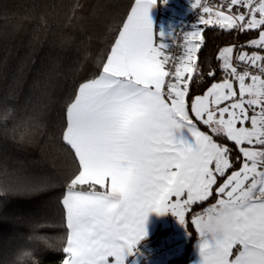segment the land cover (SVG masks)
<instances>
[{
	"label": "snow or ice",
	"instance_id": "obj_1",
	"mask_svg": "<svg viewBox=\"0 0 264 264\" xmlns=\"http://www.w3.org/2000/svg\"><path fill=\"white\" fill-rule=\"evenodd\" d=\"M156 3L134 0L101 58L102 71L79 85L67 107L62 138L79 168L61 201L66 243L46 246L66 254L62 264H125L147 236L150 212H171L185 227L191 213L201 264H264V0H221L218 6L194 0L193 8L205 14L203 25L258 33L240 46L242 70L232 62L236 46L224 47L217 57L221 80L191 98L203 32L185 34L184 55L170 72L167 46L156 42L149 15ZM201 123L237 146L239 170L226 176L234 167L232 149L201 131ZM218 177L226 178L218 184ZM85 185L88 190L79 189ZM196 205L203 207L193 211ZM222 207L238 209L239 237L213 238L199 230L201 217Z\"/></svg>",
	"mask_w": 264,
	"mask_h": 264
},
{
	"label": "trees",
	"instance_id": "obj_2",
	"mask_svg": "<svg viewBox=\"0 0 264 264\" xmlns=\"http://www.w3.org/2000/svg\"><path fill=\"white\" fill-rule=\"evenodd\" d=\"M133 5L134 0H0V264H18L21 252L32 253L25 264H62L66 258L46 244L66 243L61 201L79 168L74 150L62 138L67 107L79 85L102 71L101 58L106 60ZM200 26L204 42L190 98L221 80L218 54L238 36L237 29ZM257 33L242 32L240 46ZM209 70L216 71L215 77L207 75ZM218 140L232 149L234 167L227 176L240 167L235 159L240 153L226 138ZM225 178L218 177V184ZM215 199L214 190L209 203ZM191 219L190 213L183 226L187 236L178 240L185 241V249L164 264L192 261L198 235ZM162 236L158 229L148 240L158 242Z\"/></svg>",
	"mask_w": 264,
	"mask_h": 264
},
{
	"label": "crops",
	"instance_id": "obj_3",
	"mask_svg": "<svg viewBox=\"0 0 264 264\" xmlns=\"http://www.w3.org/2000/svg\"><path fill=\"white\" fill-rule=\"evenodd\" d=\"M193 2H194V0H186V1H184V0H166V3H165L164 0H157L156 5L153 6L150 9V11H149L150 18L153 21L154 31L157 33V36H156V42L157 43L161 42V43L165 44L166 46L168 45V41H169V26H170L169 24L171 23L170 19L172 18V17L170 18V16L168 14H166V15L164 14L162 16L161 10H163L164 12H171V13H173L175 15V14L178 13L177 11H181V10H182V12L185 11L190 5H192ZM233 11H235V8L233 9ZM201 24L202 23L200 22V19H199L196 22L193 31H196L198 29L200 30L201 29L200 28ZM184 51H185V49L183 50L182 56L184 55ZM233 55H234V52H233ZM217 82H219V81H217ZM236 87L238 89V84L236 85ZM200 95H202V94H200ZM198 126H199L201 131L205 132L206 134L212 135L213 138L218 143H221V144H224V145L228 146L227 144L222 143L220 140H218V139H221L223 137L217 136L214 133H212L207 126H206V128H208V130L202 129L200 124ZM215 136H217L218 139ZM257 147H261V146H257ZM240 167H241V164H240ZM240 167H239V169H240ZM261 170H264V168H262ZM223 182H224V180H223ZM223 182H221V183H223ZM249 183H250V181H249ZM172 219H178V218L174 214H172L171 212H168V213L163 214V215L158 214L155 211L150 212L148 217H147V221H146L147 236L136 245V247L133 250V252H136L139 249V247L141 246V243L146 242L150 237H152L155 234V232L158 229H163V228L167 229L168 226L164 227L163 225L165 223H167V221L172 220ZM186 236H187V233H186V231H184V237H182V238H185ZM200 243H201V239L199 238V240L197 242V247H196V250H195L194 257H193L192 261L189 264H201V259L202 258L200 256V250H199V244ZM239 247L240 246L237 245L236 248L233 249L234 256L237 253ZM132 255H133V253L126 256L125 264H126L127 259L130 256H132Z\"/></svg>",
	"mask_w": 264,
	"mask_h": 264
},
{
	"label": "rangeland",
	"instance_id": "obj_4",
	"mask_svg": "<svg viewBox=\"0 0 264 264\" xmlns=\"http://www.w3.org/2000/svg\"><path fill=\"white\" fill-rule=\"evenodd\" d=\"M177 12L178 13L172 16L170 19L171 23L178 15L182 13V10ZM203 16H205V14ZM236 170H239V168ZM163 226H168V228L161 229L163 236L159 239V241L150 242L147 240L146 242L141 243L139 249L136 252H133V258L130 263L128 262V264H137L138 262H142L140 264H164L166 259L183 252L185 249V241L178 240L184 237V225H181L178 219H172L167 221V223H165ZM196 234L198 235V241L200 237L198 232ZM196 247L197 242L194 250L192 251H195ZM144 257L145 259H143Z\"/></svg>",
	"mask_w": 264,
	"mask_h": 264
},
{
	"label": "built area",
	"instance_id": "obj_5",
	"mask_svg": "<svg viewBox=\"0 0 264 264\" xmlns=\"http://www.w3.org/2000/svg\"><path fill=\"white\" fill-rule=\"evenodd\" d=\"M221 0H202V5L206 6H218ZM204 15L202 7L200 9L193 8V3L180 15H178L169 26V41L166 49V53L171 57L166 68L170 72H174L176 67L180 64V58L182 57L183 50L185 49V34L193 31L196 22ZM242 32L237 30V38L233 45L234 55L232 62L234 66L238 67V70H242L241 65L236 56L240 52V34ZM250 71H256L255 69H249ZM167 80V78H166Z\"/></svg>",
	"mask_w": 264,
	"mask_h": 264
},
{
	"label": "clouds",
	"instance_id": "obj_6",
	"mask_svg": "<svg viewBox=\"0 0 264 264\" xmlns=\"http://www.w3.org/2000/svg\"><path fill=\"white\" fill-rule=\"evenodd\" d=\"M237 214L238 209L235 207H222L214 213L204 214L199 222V230L208 237L237 238L243 229ZM27 256V252L18 254V264H25Z\"/></svg>",
	"mask_w": 264,
	"mask_h": 264
}]
</instances>
